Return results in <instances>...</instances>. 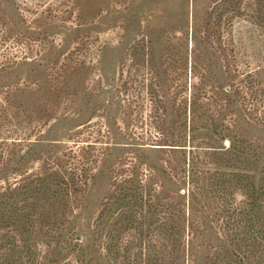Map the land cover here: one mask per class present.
Segmentation results:
<instances>
[{
	"label": "trees",
	"instance_id": "1",
	"mask_svg": "<svg viewBox=\"0 0 264 264\" xmlns=\"http://www.w3.org/2000/svg\"><path fill=\"white\" fill-rule=\"evenodd\" d=\"M213 2L201 49L185 31L127 49L109 103L123 142L105 109L34 149L52 99L0 86V264H264V142L249 129L264 130V63L243 68L230 35L242 15L264 38V0ZM1 3L12 33L21 14L13 25Z\"/></svg>",
	"mask_w": 264,
	"mask_h": 264
},
{
	"label": "rangeland",
	"instance_id": "2",
	"mask_svg": "<svg viewBox=\"0 0 264 264\" xmlns=\"http://www.w3.org/2000/svg\"><path fill=\"white\" fill-rule=\"evenodd\" d=\"M0 1L13 25L21 14L12 33L0 28V66L7 68L0 71V86L18 84L17 97L30 104L52 99L40 106L37 115L44 120L38 129L33 132L31 127L27 131L32 140L37 136L41 141L34 149L50 142L68 141V135L82 120L77 119L82 111L84 120L92 118L96 122L103 120L101 114L105 109L110 110L113 136L123 142L118 137L117 124H113L120 118L119 105L109 103L114 100L112 84L118 78L122 58L131 43L147 31L158 35H180L185 31L190 46L201 49L199 29L207 12L216 6L213 0ZM240 10L243 13V8ZM219 11L216 9L214 15ZM231 15L227 12L224 15L227 23ZM243 17L232 19L230 35L241 66L254 67L264 63V38L259 40V30ZM222 70L217 72L219 79L223 77ZM55 87L59 92L53 94H60L59 99L49 93ZM47 117L48 122L43 124ZM249 129L264 142L262 128ZM93 208L85 211L82 221L88 222ZM77 228L85 237L90 234L91 226Z\"/></svg>",
	"mask_w": 264,
	"mask_h": 264
}]
</instances>
